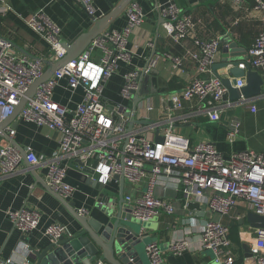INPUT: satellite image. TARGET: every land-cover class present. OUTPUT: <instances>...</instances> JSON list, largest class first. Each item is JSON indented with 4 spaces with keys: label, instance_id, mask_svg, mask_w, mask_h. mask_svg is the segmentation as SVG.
<instances>
[{
    "label": "built area",
    "instance_id": "built-area-1",
    "mask_svg": "<svg viewBox=\"0 0 264 264\" xmlns=\"http://www.w3.org/2000/svg\"><path fill=\"white\" fill-rule=\"evenodd\" d=\"M86 13L95 17L93 0H74ZM241 4L242 0H235ZM254 10L264 12V0H254ZM163 27L177 44L192 40L196 51L190 53L198 62V71L208 74L219 54L218 41H204L194 34L193 16L180 10L172 0L160 7ZM127 25L122 31H107L95 38L86 50L37 88L17 116L18 121L47 127L59 133V148L46 161L48 166L47 185L50 190L67 200L75 188L66 182L71 168L84 171L89 167L99 174V181L107 183L116 176H123L131 186L125 196L131 217L141 223H148L161 213L173 215L175 208L157 194L163 179L170 180L180 191L187 209L190 203L205 206L211 215L224 218L241 203L247 209L264 217V153L253 150L236 152L228 157L220 153L211 142L192 144L177 132L180 125H187L201 116L210 122H220L227 110L238 107L256 112L255 100L241 97L229 99L228 89L216 77L196 78L179 93L163 98V112L157 122L141 125L148 120H138L140 109L146 114L154 111L152 105L132 110L133 98L140 91L139 80L150 73L151 64L142 70H134L125 76L121 95L127 103L115 102L104 94V86L118 70L121 62L130 63L134 50L129 48L131 34L145 22V15L139 4L131 2L127 10ZM27 25L34 32L44 36L53 60L18 57L12 44L0 35V124L14 113L29 89L40 80L46 68L62 60L66 51L60 37V29L41 11L32 13ZM171 58L175 67L179 59ZM246 60L239 67H250L258 71L264 88V32L260 33L246 50ZM61 81H66L71 91L83 89V102L71 111L54 100V90ZM246 85L239 79L235 88ZM127 112H130L127 115ZM159 131L163 142H156ZM240 133V122L234 121L228 132L229 143ZM15 129H9V136ZM66 161V164H64ZM22 162L21 153L11 144L0 149V172L7 177L17 173ZM27 162L31 167L43 160L31 149L27 150ZM80 163V164H79ZM82 164V165H81ZM86 216L85 209L77 210ZM15 227L24 235L37 230L41 214L36 210L23 209L10 213ZM67 233L62 225L50 226L45 236L56 243ZM202 247L213 255L216 264H235L230 239V228L221 220L211 219L205 223L201 235ZM253 264H264V229H256ZM186 249V242L172 245L175 254ZM16 254L32 256L29 246L23 244ZM149 264H162L163 254L156 243L146 246ZM28 261V260H27ZM98 264H108L98 259ZM11 264V261H0Z\"/></svg>",
    "mask_w": 264,
    "mask_h": 264
},
{
    "label": "crops",
    "instance_id": "crops-1",
    "mask_svg": "<svg viewBox=\"0 0 264 264\" xmlns=\"http://www.w3.org/2000/svg\"><path fill=\"white\" fill-rule=\"evenodd\" d=\"M93 1L95 18L100 21L114 14L123 0ZM134 1L141 7L145 22L130 36L129 48L134 50L131 62L119 64L118 70L105 84L104 94L115 102L127 103L121 95L125 76L151 64L146 89L149 95L140 103V108L147 105L154 107V111L148 115L140 109V112L148 117L147 121L151 122L159 120L163 112V98L181 92L196 78L215 77L212 68L222 61L226 41L230 40L229 42L237 43L239 48L247 50L256 37L264 32V12L254 10V0H242L241 4H236L235 0H172L181 11L193 16L194 34L197 38L219 43V54L211 72L204 75L198 71L197 60L190 55L196 51L192 40L177 44L163 27L160 7L167 5L169 0ZM129 5L117 13L101 34L107 31H122L126 27ZM39 11L60 29L63 43L73 44L95 26L92 17L74 0H0V35L12 44L18 57L53 60L44 36L34 32L27 25L30 15ZM167 55L179 59L180 65L175 67L174 61ZM239 58L244 60L242 52H239ZM50 68L49 65L45 73ZM222 72L224 77L231 78L228 69ZM84 96L83 89L73 92L66 81H61L54 90L53 98L60 105L74 111L83 102ZM254 100L255 113L246 108L227 110L221 116L220 122L216 123L210 122L206 116H201L187 125L178 126L177 132L187 137L192 144L213 143L225 157L247 150L264 153V140L256 136L264 126V88L262 94ZM242 116L245 118L242 119ZM236 120L240 122V133L233 143H229L227 135ZM15 123L17 126L12 138L9 136V129H13V123L6 129V134L15 144L14 147L20 153H27V150L31 149L43 163L31 167L28 162L22 160L15 175L7 177L0 172V261H11V264H36L33 256L16 254L21 245L25 244L31 250L40 252L50 243L45 236L50 226H64L66 237L74 236L80 226L54 193L48 190V166L45 162L49 161L59 148V133L47 127L18 121V118ZM8 144L10 142L5 138H0V149ZM66 182L75 188L73 196L66 201L74 204L76 210L85 209L87 218L104 224L116 219L118 197L122 190L120 181L113 178L107 183H101L99 174L91 176L73 167L68 172ZM130 192L131 186L125 183V196ZM157 194L174 206L175 213H161L148 223H141L132 218L134 225L143 228L145 239L138 248L139 261L137 259L135 263L132 260L130 264H149L146 246L151 243H156L162 251V264H216L212 253L204 250L201 242L205 223L211 219L221 220L230 228L231 249L237 259L235 264L254 263L252 246L258 227L247 221L250 211L245 203L234 208L228 217L220 218L211 215L205 206L197 213L185 209L182 194L168 179L161 180ZM23 209L36 210L41 214L37 230L26 236L15 227L9 216L10 213ZM108 210L113 212L112 218L107 216ZM181 241L186 242V249L180 255L175 254L172 245ZM246 247L251 251L246 252Z\"/></svg>",
    "mask_w": 264,
    "mask_h": 264
},
{
    "label": "water",
    "instance_id": "water-1",
    "mask_svg": "<svg viewBox=\"0 0 264 264\" xmlns=\"http://www.w3.org/2000/svg\"><path fill=\"white\" fill-rule=\"evenodd\" d=\"M134 0H123L119 9L104 20H96L92 17L95 23L93 29L80 36L73 44L64 43L63 47L66 51L65 57L56 64H50V70L44 76L34 83L30 88V92L22 99L15 113L3 124H0V138H5L11 145L15 146L14 142L6 134V129L13 123V129H16L15 120L20 111L24 108L27 100L32 98V94L37 90L40 84L50 79L53 74L65 67L69 62L78 58L91 42L97 38L106 28L109 22L125 9ZM229 39V38H227ZM226 41L222 52V61L213 66V73L216 78L220 79L224 86L228 89L229 99L237 101L241 97L245 99H254L260 96L263 92V79L258 71L247 67L243 70L239 65L246 60V50L239 48L237 43ZM239 52L244 54V60H240ZM228 69L231 78L224 77V70ZM239 79H245L246 85L237 89L235 86ZM140 91L134 94L132 110L136 111L139 104L143 102L149 92L146 90L148 85V76L142 77L139 80ZM130 112H127L129 115ZM154 122L141 121V125H150ZM156 142H163L164 138L160 136L159 131L155 135ZM22 160L27 162V153L22 152ZM80 164V163H79ZM82 165V164H81ZM84 172L94 176L95 172L89 167H85ZM115 180L121 183V194L118 197V215L114 221H109L107 224L89 219L86 216H81L75 209L74 204H69L65 199L54 193L55 197L61 204L70 212L80 226V229L74 236H62L58 242L49 243L40 252L32 249V256L36 260V264H98V259L106 261L108 264H130L133 260L139 261V246L142 245L145 235L142 233L143 228L132 223V217L129 214V206L125 202L124 185L125 179L123 176L114 177ZM50 190V188L48 189ZM190 211L194 213L202 211V206L198 203H190L188 206ZM109 218L113 217L112 211H107ZM247 221L257 229H264V217L258 216L250 212L247 216ZM246 252H250V248H245ZM30 264V263H26Z\"/></svg>",
    "mask_w": 264,
    "mask_h": 264
},
{
    "label": "rangeland",
    "instance_id": "rangeland-1",
    "mask_svg": "<svg viewBox=\"0 0 264 264\" xmlns=\"http://www.w3.org/2000/svg\"><path fill=\"white\" fill-rule=\"evenodd\" d=\"M240 110H243L242 109V107H238ZM142 117H143V114H142V112H138V114H137V118H138V120H140V119H142ZM245 117H243L242 116V119H244ZM260 130H262L261 132H260V134H258V135H256L257 136V138L258 139H260V140H264V126L260 129ZM257 132V131H256Z\"/></svg>",
    "mask_w": 264,
    "mask_h": 264
}]
</instances>
